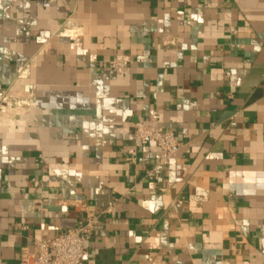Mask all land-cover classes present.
Segmentation results:
<instances>
[{
  "label": "crops",
  "instance_id": "0c3cea01",
  "mask_svg": "<svg viewBox=\"0 0 264 264\" xmlns=\"http://www.w3.org/2000/svg\"><path fill=\"white\" fill-rule=\"evenodd\" d=\"M91 212L83 264H264V0H0V264Z\"/></svg>",
  "mask_w": 264,
  "mask_h": 264
},
{
  "label": "built area",
  "instance_id": "2783aa9c",
  "mask_svg": "<svg viewBox=\"0 0 264 264\" xmlns=\"http://www.w3.org/2000/svg\"><path fill=\"white\" fill-rule=\"evenodd\" d=\"M55 2L58 0H48ZM131 64V57L126 53L117 54L109 63L111 69L123 73ZM10 107L18 108L26 105V101L3 97ZM158 114L152 112L149 123L139 122L134 126L133 134L142 144L155 143L161 150L159 161L167 164L178 148L179 142L171 130L158 125ZM110 210V207L107 211ZM100 215L88 214L86 221L74 229L67 230L60 236L43 239L37 242L35 253H25L17 264H83L85 242L89 240L99 227Z\"/></svg>",
  "mask_w": 264,
  "mask_h": 264
}]
</instances>
